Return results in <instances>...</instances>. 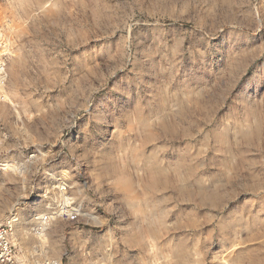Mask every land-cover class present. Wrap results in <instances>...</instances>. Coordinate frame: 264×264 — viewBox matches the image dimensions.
<instances>
[{"label": "rangeland", "instance_id": "374dc122", "mask_svg": "<svg viewBox=\"0 0 264 264\" xmlns=\"http://www.w3.org/2000/svg\"><path fill=\"white\" fill-rule=\"evenodd\" d=\"M0 15V223L21 264H264V0ZM62 185L75 222L53 214Z\"/></svg>", "mask_w": 264, "mask_h": 264}, {"label": "built area", "instance_id": "2783aa9c", "mask_svg": "<svg viewBox=\"0 0 264 264\" xmlns=\"http://www.w3.org/2000/svg\"><path fill=\"white\" fill-rule=\"evenodd\" d=\"M7 23L0 15V96H4L5 94L6 61L10 52ZM59 191L62 199L59 201L53 214L61 219L72 222L77 221L79 219V210L72 208L68 203L69 197L66 195L68 186L62 185ZM42 215H44V218H38L39 222L32 227V231L39 235L47 231V224L52 218L49 214ZM16 239L17 227L14 217L10 216L5 222L0 223V264H21ZM33 264H62V260L45 258Z\"/></svg>", "mask_w": 264, "mask_h": 264}, {"label": "bare ground", "instance_id": "6f19581e", "mask_svg": "<svg viewBox=\"0 0 264 264\" xmlns=\"http://www.w3.org/2000/svg\"><path fill=\"white\" fill-rule=\"evenodd\" d=\"M11 99V98H10Z\"/></svg>", "mask_w": 264, "mask_h": 264}]
</instances>
